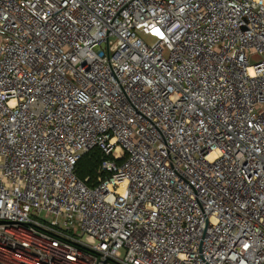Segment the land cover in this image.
<instances>
[{"label":"built area","instance_id":"1","mask_svg":"<svg viewBox=\"0 0 264 264\" xmlns=\"http://www.w3.org/2000/svg\"><path fill=\"white\" fill-rule=\"evenodd\" d=\"M118 263L264 264V0H0V264Z\"/></svg>","mask_w":264,"mask_h":264},{"label":"trees","instance_id":"2","mask_svg":"<svg viewBox=\"0 0 264 264\" xmlns=\"http://www.w3.org/2000/svg\"><path fill=\"white\" fill-rule=\"evenodd\" d=\"M106 157L98 149H92L83 154L75 166V175L81 181L87 180V185L92 187L97 184L99 177L107 178L109 174L100 172L102 162Z\"/></svg>","mask_w":264,"mask_h":264},{"label":"water","instance_id":"3","mask_svg":"<svg viewBox=\"0 0 264 264\" xmlns=\"http://www.w3.org/2000/svg\"><path fill=\"white\" fill-rule=\"evenodd\" d=\"M3 222H8V221H3ZM13 223H19V222H13ZM23 224H30V223H23ZM30 225H33V224H30ZM33 226H35V225H33ZM35 227H37V226H35ZM39 228V227H38ZM40 229H42V228H40ZM42 230H44V229H42ZM46 231V230H45ZM48 232V231H47ZM49 233H51V232H49ZM53 234V233H52ZM55 235V234H54ZM57 236V235H56ZM60 237V236H59ZM62 238V237H61ZM64 239V238H63ZM69 241V240H68ZM71 242V241H70ZM76 244V243H75ZM78 245V244H77ZM80 246V245H79ZM83 247V246H82ZM85 248V247H84ZM87 249V248H86ZM90 250V249H89ZM92 251V250H91ZM94 252V251H93ZM97 253V252H96ZM99 254V253H98ZM101 255V254H100ZM102 256H104V255H102ZM106 257V256H105ZM108 258V257H107ZM110 259V258H109ZM112 260V259H111ZM117 263V262H116ZM119 264V263H118Z\"/></svg>","mask_w":264,"mask_h":264},{"label":"rangeland","instance_id":"4","mask_svg":"<svg viewBox=\"0 0 264 264\" xmlns=\"http://www.w3.org/2000/svg\"><path fill=\"white\" fill-rule=\"evenodd\" d=\"M146 41H149L148 39H145Z\"/></svg>","mask_w":264,"mask_h":264}]
</instances>
